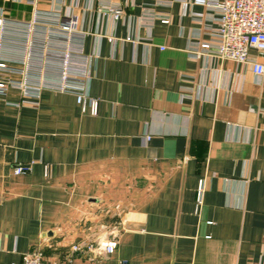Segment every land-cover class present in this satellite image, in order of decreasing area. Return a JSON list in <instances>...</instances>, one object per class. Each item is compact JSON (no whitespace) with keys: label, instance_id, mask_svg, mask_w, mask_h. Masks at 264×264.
I'll return each instance as SVG.
<instances>
[{"label":"crops","instance_id":"obj_1","mask_svg":"<svg viewBox=\"0 0 264 264\" xmlns=\"http://www.w3.org/2000/svg\"><path fill=\"white\" fill-rule=\"evenodd\" d=\"M35 10L77 16L97 113L71 93L37 106L0 96V264L30 251L51 263L264 264V74L200 49L218 26L211 0L0 1L8 20ZM109 231L111 256L83 248Z\"/></svg>","mask_w":264,"mask_h":264},{"label":"built area","instance_id":"obj_2","mask_svg":"<svg viewBox=\"0 0 264 264\" xmlns=\"http://www.w3.org/2000/svg\"><path fill=\"white\" fill-rule=\"evenodd\" d=\"M211 4L218 15V26L212 41L201 44L200 49L218 59L246 65L255 76L263 75L264 64L257 58L264 56V0H211ZM109 10L115 17L120 13L118 9ZM167 22L162 20L164 24ZM7 36L13 39L7 40ZM80 42L77 16L72 12L35 10L27 22L8 20L0 15V96L15 89L20 94L16 105L37 106L44 92L71 93L82 114L95 116L98 100L88 91L90 56L83 53ZM11 60L19 66L9 65ZM25 171L18 166L14 174ZM204 191L205 181L200 179L196 211L203 204ZM116 246L115 235L109 231L87 242L83 248L111 256ZM80 248L73 246L72 250L77 252ZM19 264H70V261L51 263L41 252L30 251L22 255ZM118 264L126 262L119 260Z\"/></svg>","mask_w":264,"mask_h":264}]
</instances>
